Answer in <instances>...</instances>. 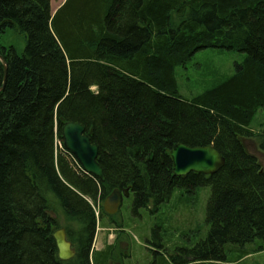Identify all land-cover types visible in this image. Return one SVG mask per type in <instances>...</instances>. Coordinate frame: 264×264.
<instances>
[{
  "label": "trees",
  "instance_id": "1",
  "mask_svg": "<svg viewBox=\"0 0 264 264\" xmlns=\"http://www.w3.org/2000/svg\"><path fill=\"white\" fill-rule=\"evenodd\" d=\"M51 4L0 0V264H108L93 241L114 189H129L138 213L176 188L192 199L211 187L207 236L173 255L156 242L150 264H232L264 251V168L245 142L256 138L264 151V132L250 127L264 107V0ZM10 29L23 35L22 53L2 43ZM207 48L245 56L232 75L185 98L176 68ZM4 76L0 60V87ZM67 121L99 145L104 182L57 147ZM180 142L212 144L226 163L213 175L174 176L169 152ZM61 228L75 250L69 260L59 257Z\"/></svg>",
  "mask_w": 264,
  "mask_h": 264
},
{
  "label": "rangeland",
  "instance_id": "2",
  "mask_svg": "<svg viewBox=\"0 0 264 264\" xmlns=\"http://www.w3.org/2000/svg\"><path fill=\"white\" fill-rule=\"evenodd\" d=\"M65 1L52 0V11H57ZM2 43L5 46L14 45L19 53H22L25 47L23 35L12 29L3 36ZM244 56L243 52L224 48H207L197 51L186 65H179L176 68L180 94L191 99L214 87L235 72L236 63L241 62ZM250 127L255 133L264 132V107L257 112ZM54 142H57L56 137ZM245 142L250 151L258 156L264 168V151L259 148L257 139H246ZM60 146H63V140L57 142V147ZM210 194L211 187L206 186L199 189L196 198L190 199L189 194L182 188H176L171 199L158 206L156 210L144 208L138 213L132 212L130 208L133 195L126 197L120 211L114 214L115 219L122 221L119 222L121 227L125 228L132 240V256L126 260V264H149L153 259L151 247L152 250H157L154 247L156 242L164 245L163 253L173 255L177 254V247H192L204 239L210 228L205 223L206 206ZM95 207L97 209L96 205ZM112 220V216L104 215L98 222L93 241L94 251L103 250L105 245L114 239L112 232H119L109 229L115 227ZM199 226L200 233L195 234ZM152 230L158 231V234L162 236L161 241L158 237L151 238ZM229 257L232 258L231 255ZM232 264H264V251L253 252L237 262L233 261Z\"/></svg>",
  "mask_w": 264,
  "mask_h": 264
},
{
  "label": "water",
  "instance_id": "3",
  "mask_svg": "<svg viewBox=\"0 0 264 264\" xmlns=\"http://www.w3.org/2000/svg\"><path fill=\"white\" fill-rule=\"evenodd\" d=\"M4 65V83L0 87L3 90L6 79V62L0 55ZM62 138L64 146L75 157L82 170L89 175L99 178L102 182L106 180L103 166L98 161L99 145L93 142L90 135L86 133L85 126L80 122L67 121L62 126ZM153 152L150 157H153ZM169 158L172 162L173 175L177 177L187 176L190 173H203L213 175L217 173L226 163V158L214 145L189 146L185 143L175 144L170 152ZM129 189H114L105 199L103 208L108 214L117 213L122 205L123 198L129 197ZM54 237L59 249V256L63 260L71 259L75 255L72 243L67 239L64 228L55 232Z\"/></svg>",
  "mask_w": 264,
  "mask_h": 264
},
{
  "label": "flooded vegetation",
  "instance_id": "4",
  "mask_svg": "<svg viewBox=\"0 0 264 264\" xmlns=\"http://www.w3.org/2000/svg\"><path fill=\"white\" fill-rule=\"evenodd\" d=\"M125 198L126 197H124L123 200ZM122 204H123V202H122ZM130 208H131V206H130ZM110 216H112V218H113L112 221H114L113 224H115V227H113V228L111 227L109 229H113L114 231L117 230L119 232H116V233L112 232L114 234V239L111 242L107 243L102 251H108V253H109L108 264H126V260L130 259L132 256V254H131V249H132L131 236L129 233L126 232L125 228L119 227V224H120L119 222H122V221L115 219V217H114L115 215L109 214L108 217H110ZM152 232H153V230H152ZM151 238H153V235H151ZM151 252H152V247H151ZM58 253H59V249H58ZM152 255H153V252H152ZM152 261H153V259L150 260L149 264L152 263Z\"/></svg>",
  "mask_w": 264,
  "mask_h": 264
},
{
  "label": "bare ground",
  "instance_id": "5",
  "mask_svg": "<svg viewBox=\"0 0 264 264\" xmlns=\"http://www.w3.org/2000/svg\"><path fill=\"white\" fill-rule=\"evenodd\" d=\"M1 60V59H0ZM2 61V60H1ZM6 62V61H5ZM3 63V62H2ZM7 65V64H6ZM6 68H7V66H6ZM60 140V139H59ZM62 140H63V138H62ZM57 143V142H56ZM60 147H62V146H60ZM63 147L65 148V146H64V141H63ZM66 149V148H65ZM67 150V149H66ZM68 151V150H67Z\"/></svg>",
  "mask_w": 264,
  "mask_h": 264
},
{
  "label": "built area",
  "instance_id": "6",
  "mask_svg": "<svg viewBox=\"0 0 264 264\" xmlns=\"http://www.w3.org/2000/svg\"><path fill=\"white\" fill-rule=\"evenodd\" d=\"M57 142L59 141V138L56 137Z\"/></svg>",
  "mask_w": 264,
  "mask_h": 264
}]
</instances>
